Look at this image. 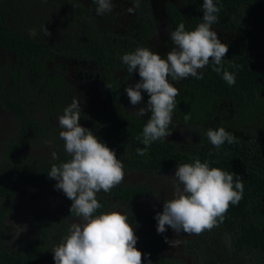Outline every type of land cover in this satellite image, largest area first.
<instances>
[{
	"label": "trees",
	"instance_id": "obj_1",
	"mask_svg": "<svg viewBox=\"0 0 264 264\" xmlns=\"http://www.w3.org/2000/svg\"><path fill=\"white\" fill-rule=\"evenodd\" d=\"M145 1L140 0L142 8ZM184 1V13L171 5L168 7L173 31L181 22L186 31L195 30L203 22L204 0ZM214 3L221 10L213 25L234 35L233 39L221 42L228 45L224 67L235 74L236 83L228 85L222 73L212 70L211 62L200 70L203 79L188 78L186 88L192 94L179 98L178 106L183 122L197 140L184 150L170 140H157L148 147L147 155L139 156L136 150L145 147L140 137L147 119L111 109L102 111L96 136L110 149L119 151L117 158L123 162L124 171L159 172L177 164L192 163L198 157L201 162L208 161L210 167L238 174L244 184L243 198L238 204L230 205L223 222L214 228L229 238L231 249L241 258L220 260L203 253L195 242L185 244L202 252L201 256L194 255L191 264H264V0H214ZM65 11V17L69 18V9ZM5 12L4 1L0 0V46L14 54L12 64L0 65V106L11 113L16 130L0 152V264H49L50 231L46 226L39 227L35 240L20 251L7 248L1 236L3 219L12 206L14 184L24 182L39 190L47 189L57 183L47 175L51 165L71 159L61 153L57 159L38 165L22 154L24 144L43 134V123L31 116L28 102L34 93H44L45 99L50 94V105L60 109L64 80L57 71L48 70L46 61L91 59L103 66H126L122 56L143 46L147 32H141L135 39L101 32L92 26L84 30L80 40L55 44L12 29L5 21ZM224 101L229 104V118L205 124L209 111ZM185 116L189 119L185 120ZM220 127L234 134L237 142H225L218 149L212 145L206 133ZM147 191L145 184H119L108 194L129 205ZM97 198L102 208L95 215L106 207V200ZM68 200L71 207L72 201ZM68 212L72 214L70 209ZM61 231L65 234L62 225ZM136 247L142 253H150V257H144V264L149 258L152 264H186L153 250L147 242L137 241Z\"/></svg>",
	"mask_w": 264,
	"mask_h": 264
},
{
	"label": "clouds",
	"instance_id": "obj_2",
	"mask_svg": "<svg viewBox=\"0 0 264 264\" xmlns=\"http://www.w3.org/2000/svg\"><path fill=\"white\" fill-rule=\"evenodd\" d=\"M95 2L98 15L112 12V0ZM139 7L140 0H134V6H130L127 12L133 14ZM220 10L214 0H204L203 22L195 30L186 31L181 22L174 31L168 32L174 47L166 56L143 46L122 56L127 71L131 75L138 71L140 77L125 88L130 104H141L144 99L142 91L148 94L146 106L133 111L139 117L151 113L140 137L145 147L136 150L139 156L147 155L153 142L163 141L172 134L170 125L179 89L170 81L188 77L203 79L200 70L211 62L212 70L222 73L228 85L236 83L235 74L226 70L223 63L228 45L221 42L212 29ZM41 32L46 37L52 35L45 25L41 26ZM36 35V29H29L30 37ZM156 35L159 38V32ZM81 112V103L73 99L59 116L62 129L59 136L64 140L65 151L71 159L53 163L47 174L57 181L55 189L62 190L72 201L70 211L80 219L71 225L69 235L53 247L55 264H144V257H150V253H142L136 247L138 237L126 214L113 210L94 215L102 208L97 194L101 191L108 193L123 183L124 164L92 130L81 125ZM187 119L189 117L185 116ZM206 135L217 149L225 142H237L235 135L223 127L209 129ZM52 158L57 159L55 151ZM167 177L164 175L165 179ZM172 178L173 197L164 200L163 211L154 217L158 222V234L165 233L168 227L177 235H199L210 231L223 222L230 205L238 204L243 198L244 184L238 174L210 167L208 161L201 162L198 157L192 163L178 164ZM154 195L159 199L158 193ZM165 240L172 247L179 244V241L167 237ZM147 264H152L150 258Z\"/></svg>",
	"mask_w": 264,
	"mask_h": 264
},
{
	"label": "rangeland",
	"instance_id": "obj_3",
	"mask_svg": "<svg viewBox=\"0 0 264 264\" xmlns=\"http://www.w3.org/2000/svg\"><path fill=\"white\" fill-rule=\"evenodd\" d=\"M6 9V21L16 31L29 35V29H36L37 36L51 41L55 44L65 42L69 34L68 28H59L61 25L56 22V12L51 0H3ZM167 0H151L153 9L158 14L161 4ZM183 9L182 0H171ZM114 7L112 12L105 15H96L101 27L111 28L117 31L125 30L124 26L130 22L131 15L127 9L131 6L120 0H112ZM46 26L51 32L50 37H46L41 32V26ZM58 25V26H57ZM121 27V28H120ZM212 29L217 32L221 41H229L234 35L212 25ZM157 29L148 40L151 46L159 43ZM170 44V45H168ZM165 46L163 55H166L174 45L168 43ZM11 54L6 53L0 48V63L3 60L11 59ZM49 71H57L63 76L65 86L61 92L59 110L50 105L49 97L45 99V94L34 93L30 102H28L29 113L37 120L43 123V134L36 137L26 144L22 149V154L28 157L32 162L38 165H44L51 161L52 152L61 153L69 156L65 151V142L59 136L62 130L58 123L59 116L63 115V110L73 99H77L82 105L80 123L89 128L96 135L99 127H95L96 108L102 93L99 86L100 71L97 67L89 63L72 59L58 58L57 62H47ZM120 73H117L118 78ZM52 96V95H51ZM128 99L118 103L121 109L146 106L147 98L143 99L142 104L133 106ZM229 104L224 101L209 111L205 124L213 121L227 120L229 118ZM257 124V123H256ZM172 134L166 139L172 140L179 149H187L193 143L190 129L179 119L178 115L172 118L170 125ZM15 122L13 116L0 106V152L5 147V141L14 134ZM247 133V132H246ZM118 156L119 151H116ZM177 165L171 166L159 172H144L141 170L125 171V177L122 185L145 184L148 191L145 195L133 200L129 205L111 197L108 193L101 191L97 196L106 200V207L101 213L119 211L127 215L128 222L133 225L137 241H144L153 250L163 254L173 261L191 264L194 262V255L200 254L196 247L188 248L186 242H195L202 252H206L214 258L231 261L239 260L241 257L234 252L229 243V238L216 228L210 231L206 230L199 235L180 233L177 235L170 227L163 234L157 232V220L154 218L157 212L163 211L164 200L173 197L172 176ZM167 175V179L164 178ZM159 194V199L154 194ZM70 202L67 197L54 185H49L47 189L39 190L24 182L14 184V194L12 206L2 222L1 236L7 248L12 251H20L30 242H33L41 226H46L50 233L47 240V259L49 264H55L52 249L57 246L67 235L69 228L73 223L80 222V219L74 213L69 214ZM100 213V214H101ZM95 215V214H94ZM99 215V214H98ZM65 228L59 232V226ZM168 240H177L179 244L172 247L166 242ZM202 238V239H200ZM202 252L200 256L202 255Z\"/></svg>",
	"mask_w": 264,
	"mask_h": 264
},
{
	"label": "flooded vegetation",
	"instance_id": "obj_4",
	"mask_svg": "<svg viewBox=\"0 0 264 264\" xmlns=\"http://www.w3.org/2000/svg\"><path fill=\"white\" fill-rule=\"evenodd\" d=\"M51 1H52V4H53L55 12H56V14H55L56 15V22L58 21L61 24V25H59V26L57 25V26L59 28H68V31L70 33H72V34H69V37L67 40H70V39L80 40L83 33H84V30H86L88 28H92V26L97 28L101 32L109 31L110 33H112L114 35L126 36L129 38L132 37L135 39L138 38V35H140L141 32L146 31L147 34L145 37H143V44H142L143 47L152 48L154 51L158 52L162 56H166V55H163V51L165 49V46L168 43H170V41H171L169 36H168V32L173 31V29H172L173 27H172V24H171V21H170L168 12H167V11H169L168 7L170 5L173 6L180 13H184V11L186 10L184 0H182L183 9H181L177 3H175L171 0H167L161 4L160 12L157 14L155 12V10L153 9L151 0H146L145 3H143V8L141 7V4H140V7L138 9H136L133 14H130L131 15L130 22L124 26V28H126V29L122 30V31H117L115 29L101 27L98 20L96 19L97 13H96L95 9L97 7V4H96L95 0H51ZM120 1H122L126 4H130L131 6H134V0H120ZM66 8L69 9V15H70L69 18H66L64 15V12H66L65 11ZM6 12H5V21H6ZM6 23H7V21H6ZM159 28L161 29V31L159 33V40L160 41H159V43L155 44L154 46H151L150 43L148 42V40L151 38V36L153 35L154 32L156 33V30ZM41 39H43V38H41ZM43 40H45V39H43ZM45 41H48V40H45ZM48 42H50V41H48ZM57 44H62V43H57ZM171 44H173L172 41H171ZM168 45H170V44H168ZM0 48L4 52L10 53L12 55L11 59H9L8 61L3 60L0 63V65L12 64L13 60H14L13 52L4 49L1 46H0ZM78 61H81L83 63H89L90 65L97 67L100 71V74H101L100 79L98 81H99V86L101 87L100 90L102 93V97L99 100V104L97 105L96 112H95L96 118H97L96 119L97 124L95 125V127H97V128L99 127L98 120H99V117H100V115L104 109H111V110H115L118 112L136 115L133 112L134 110H137L136 107L121 109L118 107V103L122 102L125 99H128L127 102L130 103L129 98L125 92V88L129 84H134L135 82H137L140 79L138 71L134 72L131 75V73H129L127 71V66H121V67H119V66H103V65H99L98 62L91 60V59L78 60ZM47 62H51V61H46V64H47ZM0 69H1V67H0ZM117 73H120L118 78L115 77V76H117ZM188 78L182 79L180 81H170L171 83L174 84L175 87H177L179 89V95L176 97L177 106H178V99L179 98H181L185 95H191L192 94L186 88ZM62 79H63V76H62ZM64 84H65V82H64ZM142 95H143L144 99H146V98L148 99V94L146 92L142 91ZM141 104H142V102H141ZM150 115H151V113L149 112L147 115H145L143 117H139L137 115L136 116L138 118H141V119H148L150 117ZM173 115L174 116L178 115L179 119L183 122V117H182V114L180 112L179 106L175 108ZM200 124L203 125V122H201ZM191 137L193 138V140H197L196 134L193 133L192 131H191ZM164 140L169 141L170 139H164ZM170 141H172V140H170ZM131 170H134V169H131ZM137 170H139V169H137Z\"/></svg>",
	"mask_w": 264,
	"mask_h": 264
}]
</instances>
